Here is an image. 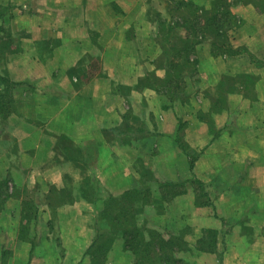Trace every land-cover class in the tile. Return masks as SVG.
Instances as JSON below:
<instances>
[{
    "label": "crops",
    "instance_id": "crops-1",
    "mask_svg": "<svg viewBox=\"0 0 264 264\" xmlns=\"http://www.w3.org/2000/svg\"><path fill=\"white\" fill-rule=\"evenodd\" d=\"M153 1L0 0V264H135L121 231L94 254L132 192L173 261L264 264V0H228L237 54L203 42L174 100Z\"/></svg>",
    "mask_w": 264,
    "mask_h": 264
},
{
    "label": "trees",
    "instance_id": "trees-1",
    "mask_svg": "<svg viewBox=\"0 0 264 264\" xmlns=\"http://www.w3.org/2000/svg\"><path fill=\"white\" fill-rule=\"evenodd\" d=\"M165 1L170 5L167 7V17H163L161 13H156L153 18L150 17L152 23L158 26L156 41L161 49L156 70L165 71V77L161 79L156 74H150L144 83L145 86L159 90L174 100L175 93L185 90L188 77L183 73L192 63L191 58L197 47L203 42L212 41L213 56L224 57L237 54L231 45L230 34L237 30L239 20L232 14L228 0H215L212 11L201 9L191 1ZM173 12H181V20H172ZM6 185L0 188V202L4 201L2 198L6 193ZM138 195V192H132L125 194L121 200L113 198L107 200L99 216L101 215L103 220L108 222L110 232L108 235L104 234L103 241L94 254L104 258L105 261L115 235L121 231L125 239V249L135 256V264L178 263L179 261H173L172 257L178 246L175 240L166 241L155 233L150 234L147 240L136 226L135 216L141 207ZM28 208L32 212V209Z\"/></svg>",
    "mask_w": 264,
    "mask_h": 264
},
{
    "label": "rangeland",
    "instance_id": "rangeland-1",
    "mask_svg": "<svg viewBox=\"0 0 264 264\" xmlns=\"http://www.w3.org/2000/svg\"><path fill=\"white\" fill-rule=\"evenodd\" d=\"M170 5L165 1V0H154L153 2H152V4H151V8H150V17H152L153 18V16L155 17L156 16V13H160V11L162 10V12L163 13H161L162 15H163V17H167L166 16V13H167V7H169ZM181 15H182V13L181 12H173V18H172V20H178V19H180L181 18ZM171 17V16H170ZM181 20V19H180ZM171 21V20H170ZM156 27H157V29H158V26L156 25V24H154ZM95 64H97L98 65V63L96 62ZM186 95V93H185V90L184 91H182V93H181V96L182 97H184ZM141 208H143V207H139V210L137 211V214H136V216L135 217H138V215L140 214H142V210H141ZM142 211V212H141ZM135 219H137V218H135ZM136 226L137 227H140L139 225H140V223H138L137 221H136ZM144 237L145 238H147V234L146 235H144ZM171 239H175V238H169V239H167V241H171ZM149 240V239H148ZM135 262H136V258H135ZM168 264H174L173 262H171V263H168Z\"/></svg>",
    "mask_w": 264,
    "mask_h": 264
}]
</instances>
